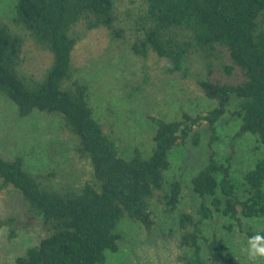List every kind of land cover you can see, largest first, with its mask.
<instances>
[{"label": "trees", "instance_id": "obj_1", "mask_svg": "<svg viewBox=\"0 0 264 264\" xmlns=\"http://www.w3.org/2000/svg\"><path fill=\"white\" fill-rule=\"evenodd\" d=\"M141 1L140 13L132 15L131 52L144 61L155 54L163 75L193 82L214 101L201 114L182 111L172 120L150 115L155 130L148 155L138 148L130 157L120 154L118 141L94 118L89 86L80 79L83 68L72 61L77 42L95 28L109 30L114 43H126L116 25L117 0H16L13 16L0 18V96L21 117L60 116L75 165L67 173L34 172L22 156L0 154V191L19 196L45 230L13 261L0 264H105L107 252L120 249V223L129 219L150 231L156 206L175 217L177 227L170 231L185 249L177 257L182 264L231 263L223 240L203 234V221L215 213L238 221L248 238L264 237L240 222V216L264 218V157L245 173L241 197L230 175L231 156L218 161L212 146L216 123L232 98L240 101L232 112L239 119L235 137L249 133L264 143V0ZM27 44L51 57L40 75L28 69ZM146 82L147 77L144 83H125L128 95L138 97ZM203 124L210 141L208 160L191 179L200 199L196 218L178 209L182 184L165 173L171 150L189 139L197 145L196 128ZM14 236L11 229L9 240ZM201 240L209 260L202 256Z\"/></svg>", "mask_w": 264, "mask_h": 264}, {"label": "rangeland", "instance_id": "obj_2", "mask_svg": "<svg viewBox=\"0 0 264 264\" xmlns=\"http://www.w3.org/2000/svg\"><path fill=\"white\" fill-rule=\"evenodd\" d=\"M15 3L16 0H0V18L10 19ZM142 7L141 0H117L121 20L116 25L122 30L126 43H114L109 30L99 27L87 31L72 52L73 64L83 68L80 79L89 86L94 118L118 141L119 152L124 157H130L135 148L144 155L150 153L155 130L150 115L172 120L178 118L182 111L196 115L214 105V101L208 100L193 82L182 83L178 78L163 75V62L155 54L144 61L131 52L127 42L134 39L132 15L139 14ZM118 37L121 42V37ZM25 49L29 71L40 75L50 63V55L31 44H27ZM145 77L148 82L144 92L138 97L129 96L125 83H144ZM239 102L232 98L227 111L217 121V139L212 146L218 161L225 162L231 156L230 175L236 191L244 197V175L264 157V143L249 133L235 137L239 119L232 112ZM196 130L198 144L194 145L189 139L172 149L170 168L165 175L167 179L177 178L182 184L178 209L190 211L198 218L200 199L192 190L191 179L208 160L210 138L204 124ZM71 150V141L62 128L60 116L35 112L21 117L13 102L0 96L1 155L6 158L15 154L22 156L30 171L55 168L67 173L65 169L75 168ZM159 210V207H153L155 223L150 231L139 223L124 219L117 229L122 235L120 249L107 252L105 264H182L177 257L185 249L178 246V233L170 231L177 227L175 217H166ZM240 219L244 228L264 232V218L240 216ZM239 226L235 219L215 213L211 219L203 221L202 230L207 238L215 234L223 240V252L232 259L229 264H264V257L250 255V238ZM11 229L15 236L9 240ZM44 234L42 222L26 213V206L19 196L1 190L0 263L13 261ZM200 242L202 256L209 260L206 241ZM260 244L264 246V241Z\"/></svg>", "mask_w": 264, "mask_h": 264}, {"label": "clouds", "instance_id": "obj_3", "mask_svg": "<svg viewBox=\"0 0 264 264\" xmlns=\"http://www.w3.org/2000/svg\"><path fill=\"white\" fill-rule=\"evenodd\" d=\"M264 240V237L260 235H256L251 237L249 240L250 243V255L253 257L259 256L264 257V246L260 244V242Z\"/></svg>", "mask_w": 264, "mask_h": 264}]
</instances>
